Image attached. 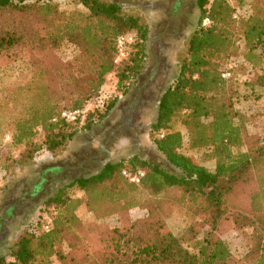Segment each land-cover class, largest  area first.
Segmentation results:
<instances>
[{
  "label": "trees",
  "instance_id": "16d2710c",
  "mask_svg": "<svg viewBox=\"0 0 264 264\" xmlns=\"http://www.w3.org/2000/svg\"><path fill=\"white\" fill-rule=\"evenodd\" d=\"M76 1L86 9L77 21L49 1L0 0V17L6 22L0 26V55L13 51L14 59L28 58L32 68L30 79L7 91L2 100L9 102L0 107V114L10 107L8 114L17 111L11 116L15 144L41 131L48 152L65 146L78 130L90 128L114 107L117 96H101L106 75L114 73L116 89L123 94L145 58L149 26L144 16L125 12L111 0ZM248 1L249 14L235 17L236 6ZM196 2L200 10L196 27L178 55L177 74L161 93L150 127L156 134V150L173 170L133 155L126 161L106 162L93 174L74 177L46 201L53 205L51 218L21 233L10 259L1 255L0 264H54V257L58 264H264V134L258 155L236 151L243 144L246 117L235 107L238 95L232 86L237 76L232 59L238 55V66L258 71L256 83L264 85V0ZM205 17L207 25L202 24ZM128 33L135 36L131 51L115 62L117 39ZM237 37L243 39L242 50ZM62 42L77 48L72 61L55 57ZM224 72H230V78H223ZM97 98H102L100 104L86 109ZM76 109L82 114L75 120L62 116ZM179 115L189 147L206 148L203 156L215 161L213 170L181 152L182 133L171 130ZM139 169L144 171L139 183L122 174ZM70 187L83 196H69ZM140 190L155 203L147 207L146 216L131 220L129 210L141 205ZM229 195L246 196L254 215L251 225L256 221L263 232L242 260L235 259L227 244L213 235L222 223L241 225L230 209ZM81 206L103 216L113 214L117 223L84 231L76 213ZM170 206L198 220L188 227L185 242L166 225ZM200 233L205 237L201 239ZM62 243L68 251L58 247Z\"/></svg>",
  "mask_w": 264,
  "mask_h": 264
},
{
  "label": "rangeland",
  "instance_id": "374dc122",
  "mask_svg": "<svg viewBox=\"0 0 264 264\" xmlns=\"http://www.w3.org/2000/svg\"><path fill=\"white\" fill-rule=\"evenodd\" d=\"M33 1L41 3L42 0H31ZM45 1L52 3L58 11L74 17L76 21L81 13L86 12L76 0ZM111 1L119 3L125 12L141 14L149 26L144 45L145 58L133 81L130 80L128 90L122 94L121 90L116 89L117 78L114 73L105 77L101 96H117L114 107L96 122L94 120L90 128L78 130L65 146L58 147L54 153L46 150L45 137L41 131L30 140L15 144L12 141L11 116L14 117L17 111L8 114L11 112L10 107L0 114V256H6L7 259H10V252L21 233L26 229H36L37 222L51 218L54 214L53 205L46 201L74 177L93 174L106 162L121 159L126 161L133 155H138L140 160L152 161L167 170H173L156 150L153 143L156 134L151 133L150 127L156 118L157 101L161 93L177 74L178 55L183 54L186 40L196 27L200 13L197 0ZM249 12L248 1L243 6H236L235 17L246 16ZM0 26H6L3 17H0ZM236 40L242 50L243 39L237 37ZM76 54L77 48L67 42H62L54 51L55 57L62 62L72 61ZM14 58L13 51L0 55V107L2 102H9L2 100L6 93L9 95L7 91L27 82L32 74L28 58ZM233 62L237 76L232 86L238 95L237 99L234 98V104L246 117L242 127L243 144L236 151L248 152L254 157L260 151V139L264 134V85L256 83L255 75L258 71L238 66L241 64L239 55L233 57L232 64ZM102 98L90 101L86 109H95ZM83 118L80 119V124ZM179 119L180 115L172 121L171 130L182 133L181 152L198 159L213 170L215 161L203 156L206 148L189 147L187 130ZM51 167L52 171L47 170ZM61 167L62 170L59 171ZM34 182L36 184L33 189ZM66 192L72 197L83 196L76 187H70ZM245 197L228 196L230 209L241 225L222 223L213 232L214 237L222 239L238 260H242L254 242L263 235L256 221L251 225L254 215ZM137 200L141 205L129 210L131 220L146 216L147 207L155 203L144 190L138 191ZM167 212V227L185 242L188 239V227L197 224L198 220L176 206H170ZM76 213L83 230L87 232L101 224L117 223L115 215L103 216L84 206L78 208ZM199 237L202 239L205 233H200ZM58 247L68 251L66 243L59 244ZM53 260L54 264H58L56 257Z\"/></svg>",
  "mask_w": 264,
  "mask_h": 264
},
{
  "label": "built area",
  "instance_id": "2783aa9c",
  "mask_svg": "<svg viewBox=\"0 0 264 264\" xmlns=\"http://www.w3.org/2000/svg\"><path fill=\"white\" fill-rule=\"evenodd\" d=\"M203 25L209 24V19L205 17L202 21ZM135 41V36L131 33L124 34L118 37L116 46H117V55L115 58V62H119L120 60H123L127 57L128 52L130 50L131 44ZM231 74L230 72H224L222 74V77L225 79L230 78ZM80 114H82V110L76 109V110H70V111H64L62 113V116L65 117L66 120L72 121L75 120ZM163 132L161 133L160 136H163ZM122 174L130 181L133 183H139L141 180V177L144 174L143 170H137L134 173L128 172L124 170ZM45 228H48V225L45 226Z\"/></svg>",
  "mask_w": 264,
  "mask_h": 264
}]
</instances>
